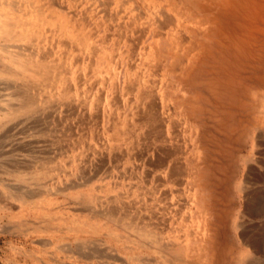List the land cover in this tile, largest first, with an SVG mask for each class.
<instances>
[{
  "label": "rangeland",
  "instance_id": "rangeland-1",
  "mask_svg": "<svg viewBox=\"0 0 264 264\" xmlns=\"http://www.w3.org/2000/svg\"><path fill=\"white\" fill-rule=\"evenodd\" d=\"M25 1L35 34L0 36V264H199L205 223L224 264H264V34L173 69L171 37H199L169 0Z\"/></svg>",
  "mask_w": 264,
  "mask_h": 264
},
{
  "label": "bare ground",
  "instance_id": "bare-ground-1",
  "mask_svg": "<svg viewBox=\"0 0 264 264\" xmlns=\"http://www.w3.org/2000/svg\"><path fill=\"white\" fill-rule=\"evenodd\" d=\"M159 1H161V0H159ZM166 1H168V0H166ZM169 1L171 2L170 7L172 8V10L173 9L176 10L175 15L178 17V18H175V21H176L175 27H174L175 30L176 31L182 30V28H183L182 23L187 17L196 18L195 21H192V30H194L196 32L197 36L199 37V39L189 40L187 42L183 40L184 35L182 38H181V36L176 35V34L171 37L172 45L169 48V51H170L169 53H171L170 55H172V57H173V60L171 62L173 69L174 68H180L182 65L183 66L189 65V67L195 66L201 60V58L203 56L207 57V56L212 55L213 51L210 50L211 45H212L211 42H213L212 48H215L218 52V56L220 58L219 66L223 69V67H225V63L228 62L229 58L242 56V53L246 50V48L252 47V45L255 44L254 42L257 41L256 40L257 35L258 34H264V0H196V2L198 3L196 6V8H197L196 10L203 15L202 18L196 17V13L194 14L193 10H192V13L188 12L185 3L177 1V0H169ZM27 2L28 1H25V0H15L14 2H10V0H0V5L5 7V9L12 7L13 12L14 11H20V13H21L22 12L21 10L23 8L22 6H25L27 4ZM162 2H164V1H162ZM29 4H30V1H29ZM3 7H0L1 11L4 10ZM21 14H24L23 17H25V18L20 17L22 19H19V21L17 23L13 22V21L11 23H9L8 21H11L10 20L11 18L9 16L7 18V15H3V19L6 21V25H7L6 27L7 28H3L2 30H0V36H3V37L6 36V37H10V38L14 39V38H16V36H15L16 32H14L13 30L16 28L20 30V28H21L22 32H19L20 34H22L23 31H26L23 33V35H27V36L32 37V35L34 33L33 19H34V15L36 13H33V10H31V8L30 9L27 8L24 11V13H21ZM163 14H164V12H163ZM43 18H45V17H43ZM50 19H52V18H50ZM49 24H51V23H49ZM61 31L63 33V30H61ZM76 31H77V29H76ZM71 32L73 33V31H71ZM14 33H15V35H14ZM72 37L74 38L75 36L73 35ZM185 40H188V39H185ZM263 43H261V44L263 45ZM154 51H157L158 53L162 54L160 48H157V47H154L153 45H150L149 46V53L154 52ZM215 55L216 54H214V56ZM23 60H25L24 63L26 64L28 59H27V57L23 56ZM162 60L163 59L161 57L159 62H161ZM214 62H216V61H214ZM180 69H182V68H180ZM180 71L183 72L184 70H180ZM37 73H39V72H37ZM4 74L6 76H9V77H15L18 75V73H16L12 69V67H10V66H7L4 69H0V76L4 75ZM61 75L63 77V74H61ZM53 76H54V74H53ZM55 79H56V77H55ZM63 79H65V78H63ZM259 79H255V80H259ZM46 81H47V79H46ZM245 82H247V81H245ZM258 103H259V106H257V107L260 109V112L262 114L261 121L257 124V128L260 129V127L264 126V94L259 96V98L257 99V105H258ZM26 104H28V106H25L26 110L30 111L34 108L28 102ZM241 186H243V185H241ZM246 196H247V194H245V197ZM206 205L207 204H203V206H202L203 210H207ZM211 228H212V226L209 225V223H205L202 226H201V224H199L197 226L195 232L192 231L193 235L200 240V245L195 248L199 254L198 258H196V260H198L199 264H224L223 263L225 261L224 258L227 257V252L225 250L227 248H228L227 250H229V246L226 248V247H224L225 246L224 245L223 246L224 250L222 251V248L219 247V244L216 241L217 239L215 240V234L210 233ZM239 238H240V241H242V244H244L248 248V252L245 251L246 253L242 254L244 260L247 259L248 256H250L249 253H252V252L261 253L260 252V251H262L261 250V248H262L261 242L256 235H254V234L252 236L249 234L245 235L244 233L241 232ZM230 246H232V245H230ZM219 248L221 249L220 254L218 253ZM231 248L233 249V247H231ZM163 257H165L166 261L171 262L169 256L165 255Z\"/></svg>",
  "mask_w": 264,
  "mask_h": 264
}]
</instances>
